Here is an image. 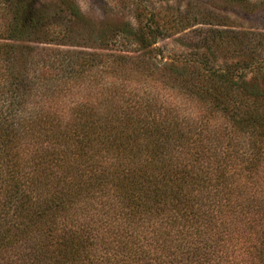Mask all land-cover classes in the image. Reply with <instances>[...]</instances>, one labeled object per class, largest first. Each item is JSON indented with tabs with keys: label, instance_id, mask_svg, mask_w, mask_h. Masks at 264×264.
I'll list each match as a JSON object with an SVG mask.
<instances>
[{
	"label": "trees",
	"instance_id": "obj_1",
	"mask_svg": "<svg viewBox=\"0 0 264 264\" xmlns=\"http://www.w3.org/2000/svg\"><path fill=\"white\" fill-rule=\"evenodd\" d=\"M216 1L0 0V264H264V0Z\"/></svg>",
	"mask_w": 264,
	"mask_h": 264
},
{
	"label": "rangeland",
	"instance_id": "obj_2",
	"mask_svg": "<svg viewBox=\"0 0 264 264\" xmlns=\"http://www.w3.org/2000/svg\"><path fill=\"white\" fill-rule=\"evenodd\" d=\"M78 4L81 13L89 18L92 21L95 20H103V18L107 19L110 17V14L108 15V11L106 12V0H75ZM143 3L148 4L151 8H154L155 10H159V13H175L177 10L182 11L183 8H185L186 1L187 0H141ZM193 1L195 3L200 4L201 7L209 6L216 4L218 6V2L216 0H213V2H209L208 0H189ZM264 10V9H263ZM214 11L217 13H221V9L214 8ZM104 14H106L104 16ZM264 14V12H248L247 10L239 7H234L228 10V15L230 16V19L234 21L232 23L233 25L239 26V29H245L247 27L253 28L256 27L259 29L262 27L260 24V17ZM263 22V21H262ZM262 24V23H261ZM195 26H201V27H210L211 24H205V25H195ZM193 26V27H195ZM176 35H173L169 38H165L158 42V44L161 46L165 45V50H163L164 56L170 53L175 54H181V55H189V52H192V48L190 47V44L194 43L191 38H185L181 41H176ZM198 32L191 33V36L193 37V40L197 37ZM171 50V51H170ZM215 62L219 63V60L223 59V55L220 51L215 53L214 56ZM172 96V95H171ZM174 101L177 100L176 97L173 99Z\"/></svg>",
	"mask_w": 264,
	"mask_h": 264
}]
</instances>
